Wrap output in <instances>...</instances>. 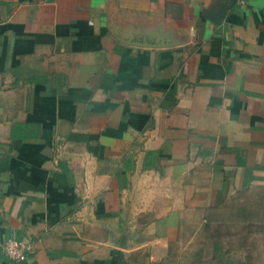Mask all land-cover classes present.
<instances>
[{
    "label": "crops",
    "instance_id": "obj_1",
    "mask_svg": "<svg viewBox=\"0 0 264 264\" xmlns=\"http://www.w3.org/2000/svg\"><path fill=\"white\" fill-rule=\"evenodd\" d=\"M0 264H264V0H0Z\"/></svg>",
    "mask_w": 264,
    "mask_h": 264
},
{
    "label": "built area",
    "instance_id": "obj_2",
    "mask_svg": "<svg viewBox=\"0 0 264 264\" xmlns=\"http://www.w3.org/2000/svg\"><path fill=\"white\" fill-rule=\"evenodd\" d=\"M239 3L244 4L246 0H237ZM1 250L3 255L8 260L23 261L27 255L31 252L27 244L17 240L14 237L6 238L1 244Z\"/></svg>",
    "mask_w": 264,
    "mask_h": 264
},
{
    "label": "water",
    "instance_id": "obj_3",
    "mask_svg": "<svg viewBox=\"0 0 264 264\" xmlns=\"http://www.w3.org/2000/svg\"><path fill=\"white\" fill-rule=\"evenodd\" d=\"M236 2V0H231V4H234Z\"/></svg>",
    "mask_w": 264,
    "mask_h": 264
},
{
    "label": "trees",
    "instance_id": "obj_4",
    "mask_svg": "<svg viewBox=\"0 0 264 264\" xmlns=\"http://www.w3.org/2000/svg\"><path fill=\"white\" fill-rule=\"evenodd\" d=\"M4 258H6L5 256H4ZM7 259V258H6Z\"/></svg>",
    "mask_w": 264,
    "mask_h": 264
}]
</instances>
